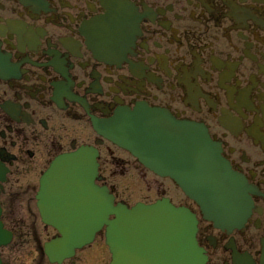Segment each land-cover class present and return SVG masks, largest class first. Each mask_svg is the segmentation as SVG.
Segmentation results:
<instances>
[{
    "label": "flooded vegetation",
    "instance_id": "obj_1",
    "mask_svg": "<svg viewBox=\"0 0 264 264\" xmlns=\"http://www.w3.org/2000/svg\"><path fill=\"white\" fill-rule=\"evenodd\" d=\"M141 106L207 129L248 186L243 226L217 227L173 180L99 131ZM81 146L98 150V184L117 201L109 182L118 172L162 180L148 183L157 198L136 203L191 210L205 264H263L264 0H0V200L14 238L38 234L29 222H42L40 180Z\"/></svg>",
    "mask_w": 264,
    "mask_h": 264
},
{
    "label": "water",
    "instance_id": "obj_2",
    "mask_svg": "<svg viewBox=\"0 0 264 264\" xmlns=\"http://www.w3.org/2000/svg\"><path fill=\"white\" fill-rule=\"evenodd\" d=\"M160 177L170 178L219 228L241 227L251 207L248 186L221 156L207 129L162 109H122L99 130ZM98 150L81 146L57 156L40 180L37 206L42 222L58 231L43 251L51 264H63L92 244L99 233L110 264H205L198 245L197 218L169 199L129 206L98 184ZM5 174V173H4ZM0 171V181L3 180ZM2 185L0 184V195ZM248 189V190H247ZM0 200L1 249L13 242ZM264 264V240L262 241ZM239 264H252L242 257Z\"/></svg>",
    "mask_w": 264,
    "mask_h": 264
},
{
    "label": "rangeland",
    "instance_id": "obj_3",
    "mask_svg": "<svg viewBox=\"0 0 264 264\" xmlns=\"http://www.w3.org/2000/svg\"><path fill=\"white\" fill-rule=\"evenodd\" d=\"M146 172L131 169L124 173L118 172L109 183L117 187L119 192V201H124L129 205H133L138 201L154 200L157 198L156 191L148 190V183L156 185L162 180L156 181L153 175L149 174L145 177ZM109 177L110 173H105ZM164 187L170 185L169 181L164 182ZM35 204L32 205V208ZM11 206L6 204L4 221L9 224ZM38 229L37 235H17L13 242L1 249L3 264H51L44 254L43 247L45 242L55 236L56 231L53 228L48 230L40 219L29 222ZM111 254L105 244L104 234L101 233L95 242L78 251L77 255L70 259L68 264H110ZM66 264V263H65Z\"/></svg>",
    "mask_w": 264,
    "mask_h": 264
}]
</instances>
